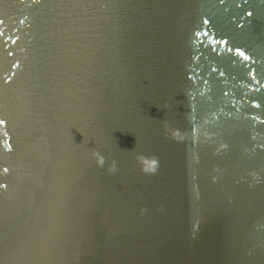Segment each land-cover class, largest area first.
<instances>
[{
  "label": "water",
  "instance_id": "95a60500",
  "mask_svg": "<svg viewBox=\"0 0 264 264\" xmlns=\"http://www.w3.org/2000/svg\"><path fill=\"white\" fill-rule=\"evenodd\" d=\"M0 264H264V0H0Z\"/></svg>",
  "mask_w": 264,
  "mask_h": 264
},
{
  "label": "clouds",
  "instance_id": "9594fccd",
  "mask_svg": "<svg viewBox=\"0 0 264 264\" xmlns=\"http://www.w3.org/2000/svg\"><path fill=\"white\" fill-rule=\"evenodd\" d=\"M100 163H101V166H102L103 161L101 160ZM152 171H155V168H153Z\"/></svg>",
  "mask_w": 264,
  "mask_h": 264
}]
</instances>
